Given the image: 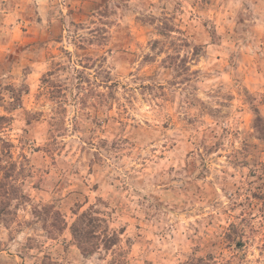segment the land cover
I'll return each instance as SVG.
<instances>
[{"label":"rangeland","instance_id":"obj_1","mask_svg":"<svg viewBox=\"0 0 264 264\" xmlns=\"http://www.w3.org/2000/svg\"><path fill=\"white\" fill-rule=\"evenodd\" d=\"M0 139V264H264V0H0Z\"/></svg>","mask_w":264,"mask_h":264},{"label":"trees","instance_id":"obj_2","mask_svg":"<svg viewBox=\"0 0 264 264\" xmlns=\"http://www.w3.org/2000/svg\"><path fill=\"white\" fill-rule=\"evenodd\" d=\"M16 103L21 102V97L15 96ZM21 106V104H20ZM13 107H17L16 104ZM7 118H1L2 121ZM1 140V139H0ZM2 141V140H1ZM2 147V153L7 152L8 155H11V149L13 145L7 142H4ZM1 162V159H0ZM11 166H15L12 165ZM17 184V179L14 176H8V185L13 191ZM8 202H11V195L7 197ZM55 224L52 225L54 230H51L49 233L52 236H56L58 233H62L67 228V223L61 216L59 212L53 213ZM56 233V234H55ZM71 235L77 247L85 257H91L100 251L105 253H113L115 255V264H130L126 258V252L122 247V231L113 230L108 220L101 217L100 214L92 209L86 211L78 216L76 221L71 226ZM211 258H191L184 264H216Z\"/></svg>","mask_w":264,"mask_h":264}]
</instances>
